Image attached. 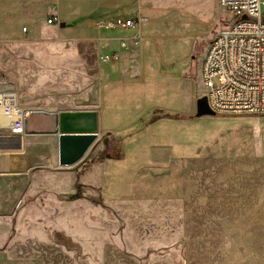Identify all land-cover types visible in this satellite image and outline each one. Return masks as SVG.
Instances as JSON below:
<instances>
[{
    "label": "rangeland",
    "instance_id": "obj_1",
    "mask_svg": "<svg viewBox=\"0 0 264 264\" xmlns=\"http://www.w3.org/2000/svg\"><path fill=\"white\" fill-rule=\"evenodd\" d=\"M119 1L0 3V91L95 113L98 134L72 167L54 137L51 157L0 180V264H264V118L196 117L200 64L231 16L217 0ZM135 15L125 50L95 24ZM105 151L118 157L97 162Z\"/></svg>",
    "mask_w": 264,
    "mask_h": 264
},
{
    "label": "built area",
    "instance_id": "obj_2",
    "mask_svg": "<svg viewBox=\"0 0 264 264\" xmlns=\"http://www.w3.org/2000/svg\"><path fill=\"white\" fill-rule=\"evenodd\" d=\"M232 18V24L208 44L200 64V80L207 108L215 115L264 116V0H217ZM133 17L98 18L102 31H132L117 40L119 49L137 45L144 23ZM58 16L46 19L49 26L59 25ZM118 61V51L104 57ZM30 111L23 108L17 95L0 91V133L22 135Z\"/></svg>",
    "mask_w": 264,
    "mask_h": 264
},
{
    "label": "crops",
    "instance_id": "obj_3",
    "mask_svg": "<svg viewBox=\"0 0 264 264\" xmlns=\"http://www.w3.org/2000/svg\"><path fill=\"white\" fill-rule=\"evenodd\" d=\"M1 1L2 0H0V3ZM127 2H130V0L119 1L117 2L116 7L126 5ZM141 2L142 0H139V7L142 6ZM125 9L130 10L131 8ZM116 33H121V31H115L110 34V38H115L113 40L115 42L118 38L125 37L123 35H116ZM32 114L45 118V121L44 119V122L35 119L33 123L30 124L27 123V119L25 125V132L22 135L15 136L9 133H0V180L13 178L17 175H22L23 173H28L31 170V157L36 155L39 149L42 150L44 147H46L45 150L48 149L50 157L53 155L54 144L52 140L54 137H56L54 135V114L35 110L30 111L29 117ZM47 124L50 126H48Z\"/></svg>",
    "mask_w": 264,
    "mask_h": 264
},
{
    "label": "water",
    "instance_id": "obj_4",
    "mask_svg": "<svg viewBox=\"0 0 264 264\" xmlns=\"http://www.w3.org/2000/svg\"><path fill=\"white\" fill-rule=\"evenodd\" d=\"M64 25L62 24L61 27ZM206 105L205 98L196 102V117L213 116ZM57 138V165L69 168L77 164L96 142V115L92 112L54 114ZM264 118V116H263Z\"/></svg>",
    "mask_w": 264,
    "mask_h": 264
},
{
    "label": "trees",
    "instance_id": "obj_5",
    "mask_svg": "<svg viewBox=\"0 0 264 264\" xmlns=\"http://www.w3.org/2000/svg\"><path fill=\"white\" fill-rule=\"evenodd\" d=\"M216 115H213V117H215ZM157 117H152L150 119V122H155L157 119H155ZM110 146H112L111 143H105V150H107ZM118 157V154H117V151H115V153H113V155L109 154L108 152L105 151V153H103V155H101L99 158H98V161L97 162H101L105 159H116Z\"/></svg>",
    "mask_w": 264,
    "mask_h": 264
}]
</instances>
